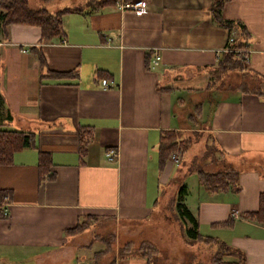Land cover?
<instances>
[{
    "label": "crops",
    "instance_id": "1",
    "mask_svg": "<svg viewBox=\"0 0 264 264\" xmlns=\"http://www.w3.org/2000/svg\"><path fill=\"white\" fill-rule=\"evenodd\" d=\"M115 1L63 14L61 32L43 43L33 24L11 23L0 35V128L32 132L31 145L0 164V264H59L60 257H69L63 264H93L101 244L80 247L72 238L81 232L65 229L85 215L98 218L93 226L100 229L108 219L142 226L158 209L162 183L178 181L171 196L183 187L181 201L200 234L241 249L245 264H264V222L246 216L264 196V95L232 89L200 103L197 116L213 150L205 170L235 169L237 191H207L180 168L182 153L177 163L167 157L157 165L161 131L181 129L175 92L217 68L236 29L213 19L211 0H144L145 11L119 9ZM220 14L246 32L241 74L254 85L264 81V0H226ZM153 51L159 60L151 66ZM47 70H75L76 78L41 77ZM79 126L91 131L83 148ZM110 148L117 152L112 160L105 156ZM38 152L51 161L42 174ZM115 254L114 264H147Z\"/></svg>",
    "mask_w": 264,
    "mask_h": 264
},
{
    "label": "trees",
    "instance_id": "2",
    "mask_svg": "<svg viewBox=\"0 0 264 264\" xmlns=\"http://www.w3.org/2000/svg\"><path fill=\"white\" fill-rule=\"evenodd\" d=\"M40 1V4L32 6L29 4V0H0V35L5 37L7 36V26L11 23L33 24L38 26L40 30L38 43H43L48 41L51 36L61 32V16L63 14L80 11L84 7L95 9L105 5H112L115 0H82V3L63 6L52 11L45 7V5L50 3L52 0ZM225 1L226 0H211V16L216 22L225 26L228 31L235 28L237 33L235 36H228L227 44L221 52L220 59L217 61L216 66L222 72L238 70L241 73H245L246 71L241 63L240 53L236 52L235 49L243 48L246 32L243 25L240 23L221 17L220 10ZM35 2L39 3L38 0ZM37 56L39 58V65L42 66L43 58L39 53ZM40 76L55 77L57 79H72L76 78V71L67 70L56 72L47 70L40 74ZM228 89L263 96L264 81H261L252 87H248V84L245 81H241L235 86H228ZM199 110L200 104L197 103L195 108L196 115H198ZM89 130L90 129L87 126H79L77 131L79 148L85 147L86 143L89 141V133L91 132ZM179 134L180 129H168L161 131L157 143V165L159 170L162 168L167 157L169 158L170 152L175 149L179 140H182L178 138ZM31 143V131L0 128V164L10 163L12 155L16 150L30 146ZM50 163L49 154L38 152L37 166L39 167L41 174L43 173L42 169H44V167L46 168ZM186 171L193 172L196 175L199 184H201L207 191L214 192L228 188H231L233 191H237L238 189V172L235 169L227 168L225 170L208 171L203 169L201 166H195L192 164V166ZM40 173L39 175H41ZM49 175L50 173L47 176ZM182 194L183 187L180 186L174 198V205L176 213L182 222L184 235L189 240L215 245L214 251L209 256L208 264H245V254L241 249L232 246L221 239L209 235H203L197 231V223L195 219L187 211L181 201ZM246 216L254 218L257 221L264 222V196L262 193L259 195L257 209L246 212ZM89 218L94 219L95 217L85 215L81 217V220L77 221L72 228L65 229V231L73 230L76 233L84 231L89 226L94 224V222L88 220ZM219 224L225 223L219 222ZM113 237L112 233L107 236H93L92 241H97L103 245L101 249L92 253L93 264H98L100 257L111 251L110 241ZM157 252V248L151 242L141 241L136 247H133L131 241H126L119 248L116 256H139L143 257L147 264H152L153 256L156 255ZM107 264H114V258H110Z\"/></svg>",
    "mask_w": 264,
    "mask_h": 264
},
{
    "label": "rangeland",
    "instance_id": "3",
    "mask_svg": "<svg viewBox=\"0 0 264 264\" xmlns=\"http://www.w3.org/2000/svg\"><path fill=\"white\" fill-rule=\"evenodd\" d=\"M35 1L29 0V4L34 6L41 2L40 0H38L39 3ZM62 1L78 3V0H52L45 7L52 11ZM79 1L81 2V0ZM197 78L199 79L198 81L189 84L194 86V88L187 91L180 88L175 92V98L179 97L181 102H174L172 106V112L176 115L177 126L181 128L178 138L183 141L179 140V143L176 144L175 149L171 152H176L179 156H181L182 152L179 163L180 168L184 172L192 164L206 169L204 160L213 152L212 146L208 142L207 130L201 119L196 115V104L208 102L212 97L221 96L227 90H231L228 89V86H235L241 81H245L248 87H252L255 84L253 79L242 75L238 70L222 72L219 68L212 70L206 76L202 75ZM206 82H208V87H204ZM179 183L180 181L166 183L165 185L162 183L159 189L158 209L154 210L150 217L142 222V226L125 225L121 227L108 219L104 222L105 230L91 225L81 233L74 235L72 242H78L81 247L86 243H90L95 235L107 236L112 233L114 237L110 241L111 251L100 257V264H104L106 259L108 260L113 254L117 253L124 242L131 240L133 241V247H136L141 241H145L144 239L152 241L155 243L154 246L158 248V252L153 256L152 264H208L209 256L214 251L215 245L189 240L183 233L182 222L176 213L174 205V194L176 196V191L171 196L172 191L176 187L178 188ZM96 219L98 218H89L88 220L95 223L94 220ZM100 244L92 241V248L99 247ZM68 245L72 246L71 244ZM101 246L103 247L102 244ZM78 251L84 252L82 249ZM68 259L69 257L65 260L60 257L59 264L65 263ZM21 261L23 263L33 262L29 258H24ZM47 261L45 258L42 259L41 263L45 264Z\"/></svg>",
    "mask_w": 264,
    "mask_h": 264
},
{
    "label": "built area",
    "instance_id": "4",
    "mask_svg": "<svg viewBox=\"0 0 264 264\" xmlns=\"http://www.w3.org/2000/svg\"><path fill=\"white\" fill-rule=\"evenodd\" d=\"M145 5L146 4L144 0H130V1L116 0L115 1V6L119 9L132 8L136 11H145L146 9ZM63 41L64 40H61V42ZM235 51L241 53V49H235ZM158 60H159V55L155 51H153L152 56L149 59L150 65L151 66L156 65ZM101 84H106V81L102 79ZM116 155H117L116 150L112 148L106 150L105 152V156L108 160H112L113 158H115ZM169 158L173 163H177L179 161V154H177L176 152H171L169 155Z\"/></svg>",
    "mask_w": 264,
    "mask_h": 264
}]
</instances>
